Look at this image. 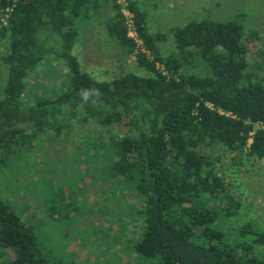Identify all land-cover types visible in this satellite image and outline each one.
I'll return each mask as SVG.
<instances>
[{"label": "trees", "instance_id": "16d2710c", "mask_svg": "<svg viewBox=\"0 0 264 264\" xmlns=\"http://www.w3.org/2000/svg\"><path fill=\"white\" fill-rule=\"evenodd\" d=\"M103 1L0 0V18L7 15L0 23V180L28 142L91 124L83 152L102 163L112 194L123 189L131 197L138 223L124 243L134 264H264L253 252L264 233L239 243L224 230L241 204L202 149L221 147L237 168L264 157V43L237 16L201 18L172 28L174 49L163 53V36L148 32L133 0H125L128 18L109 0L103 29L134 68L96 79L72 51L79 19ZM47 57L62 74L58 86L40 90L29 77ZM115 125L126 132L112 131ZM10 202L0 193V264H75L53 253L41 230L63 209H41L36 222Z\"/></svg>", "mask_w": 264, "mask_h": 264}, {"label": "rangeland", "instance_id": "374dc122", "mask_svg": "<svg viewBox=\"0 0 264 264\" xmlns=\"http://www.w3.org/2000/svg\"><path fill=\"white\" fill-rule=\"evenodd\" d=\"M133 1L144 13L148 32L163 36L159 42L163 53L174 49L172 28L201 18L224 20L237 16L264 43V0ZM112 12L109 0L103 1L78 23V38L72 52L81 67L96 79H110L134 68L132 57L124 55L103 29V23ZM5 44V40H0V53ZM183 66L195 71L199 63L185 62ZM61 74L60 63L47 57L38 67L36 76H30L29 81L34 78L42 87L40 90L55 88ZM4 77L5 68L0 62V89ZM71 125L68 124L61 135L54 133L44 141L40 139L25 144L15 166L7 169L4 179L1 178L0 193L22 212H33L36 222L44 217L41 209L54 205L64 210L56 218H47L41 230L46 235V244L65 261L115 264V259L119 258L121 264H134L128 252L130 249L124 243L125 237L137 228L138 223L130 217L129 192L117 189L112 194L108 189L112 181L107 172L103 174L102 163L94 159L89 161L83 152V144L94 126ZM58 128V133L65 129L63 126ZM110 129L117 133L126 132V127L121 125ZM202 149L241 204V209L231 219L221 222L224 230L239 243L250 241L253 233H264V157L237 168L229 159L230 154L221 147ZM46 195L54 197V204L45 201ZM244 223L249 227L237 236ZM253 252L264 258V245L254 246Z\"/></svg>", "mask_w": 264, "mask_h": 264}, {"label": "built area", "instance_id": "2783aa9c", "mask_svg": "<svg viewBox=\"0 0 264 264\" xmlns=\"http://www.w3.org/2000/svg\"><path fill=\"white\" fill-rule=\"evenodd\" d=\"M116 3H118L121 6L122 11L125 13V16L128 18L129 14L124 10V5H125V0H115ZM8 10V9H7ZM7 15L6 13L0 18V23L1 24H5V19H6ZM128 21V19H127ZM128 28L130 29V26L128 24ZM129 35H133L132 32L129 31Z\"/></svg>", "mask_w": 264, "mask_h": 264}]
</instances>
